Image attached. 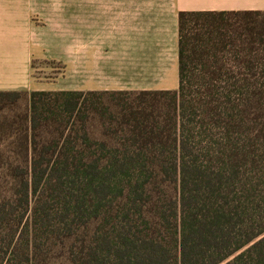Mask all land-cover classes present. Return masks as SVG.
<instances>
[{
	"label": "trees",
	"instance_id": "obj_1",
	"mask_svg": "<svg viewBox=\"0 0 264 264\" xmlns=\"http://www.w3.org/2000/svg\"><path fill=\"white\" fill-rule=\"evenodd\" d=\"M108 92L31 91L32 135L44 113L79 116ZM111 92L137 101L123 107L131 142H96L93 157L84 128L82 144L70 131L35 143L5 264L81 232L72 264H264V11H179L177 89ZM21 95L0 91V105ZM158 178L174 196L153 194Z\"/></svg>",
	"mask_w": 264,
	"mask_h": 264
},
{
	"label": "crops",
	"instance_id": "obj_2",
	"mask_svg": "<svg viewBox=\"0 0 264 264\" xmlns=\"http://www.w3.org/2000/svg\"><path fill=\"white\" fill-rule=\"evenodd\" d=\"M0 2V47L61 61L64 85L52 89L85 92L175 90L179 11H264V0Z\"/></svg>",
	"mask_w": 264,
	"mask_h": 264
},
{
	"label": "rangeland",
	"instance_id": "obj_3",
	"mask_svg": "<svg viewBox=\"0 0 264 264\" xmlns=\"http://www.w3.org/2000/svg\"><path fill=\"white\" fill-rule=\"evenodd\" d=\"M33 54V48L23 49L17 41L11 42L9 47H0V91L3 88L22 94L16 102L5 101L0 105V264H5L4 250L9 236L20 229L18 222L23 209H16V203L11 199L20 176L29 172L28 160L35 143L41 148L48 142L60 141L62 131L65 135L70 131L72 139L82 144L85 129L91 143L87 154L93 157L106 154L95 145L96 142H106L109 147H115L131 142L133 137L130 124L123 120V115L127 113L123 107L137 103L134 94L113 92L85 95L84 108L87 107V110L79 116L68 117L61 111L44 113L41 128L32 135L28 121L29 93L35 90L59 91L52 88L64 85V64ZM162 181L161 178L154 180L151 185L153 194L162 196L164 189L169 196H174V185ZM82 235L83 232L64 239L51 237L38 250L36 259L28 264H72L71 250L79 244Z\"/></svg>",
	"mask_w": 264,
	"mask_h": 264
}]
</instances>
